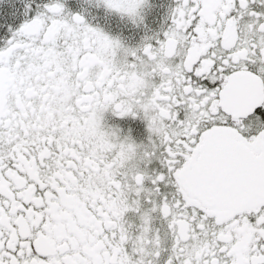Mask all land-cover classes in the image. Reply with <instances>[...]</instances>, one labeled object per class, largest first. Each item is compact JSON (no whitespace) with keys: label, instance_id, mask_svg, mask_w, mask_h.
Returning <instances> with one entry per match:
<instances>
[{"label":"snow or ice","instance_id":"obj_1","mask_svg":"<svg viewBox=\"0 0 264 264\" xmlns=\"http://www.w3.org/2000/svg\"><path fill=\"white\" fill-rule=\"evenodd\" d=\"M0 264H264V0H0Z\"/></svg>","mask_w":264,"mask_h":264}]
</instances>
